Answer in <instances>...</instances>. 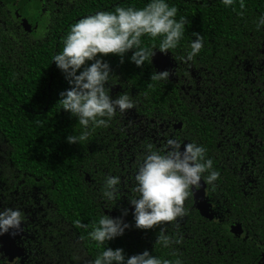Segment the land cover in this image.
Returning <instances> with one entry per match:
<instances>
[{
	"label": "trees",
	"instance_id": "trees-1",
	"mask_svg": "<svg viewBox=\"0 0 264 264\" xmlns=\"http://www.w3.org/2000/svg\"><path fill=\"white\" fill-rule=\"evenodd\" d=\"M166 2L177 7L176 18L185 16L186 23L177 47L164 54L172 60L171 69L176 64L184 78L194 72L197 98L192 99L173 79L150 80V74L158 72L154 55L137 67L128 59L131 50L122 63L115 54H97L109 65L111 76L105 84L109 95L115 98L126 92L134 106L116 112L107 127L92 130L86 141L70 144L66 136L78 134L81 126L60 109L58 94L70 85L51 62L52 55L62 49L69 26L79 18L117 6L141 8L147 0H43V4L34 0L32 7L24 0H0V209L18 208L25 224H30L26 246L32 264H90L105 246L121 248L126 256L147 249L150 255L170 261L179 258L182 264H258L264 253V25L256 26L264 0H243V9L239 0L227 8L220 0ZM20 6L22 16L27 10L34 18L41 14L37 32L27 35L25 26L26 30L16 27L11 7L18 10ZM193 32L202 36L203 46L188 61L184 57L189 42L195 40ZM141 40L145 46L152 45L148 38ZM242 104L246 105L245 120L258 125L262 137L251 147L241 140L242 150L235 151L232 142L236 139L219 134V127H225L222 114L223 121L236 123ZM162 119L182 120L185 127L180 133L206 148V158L212 160L219 177L214 186L202 182L207 201L219 199L216 211L214 207L211 212L212 217L218 213V222L201 216L190 195L184 202L183 218L150 229L134 227L128 199L135 195L131 189L139 161L134 159L132 168L126 163L127 145L133 137L124 134L128 128H138L139 120L152 128ZM239 126L236 123L230 129ZM226 155L234 162L235 157L243 161L242 166L234 168ZM249 162L260 163L262 172L250 182L257 185L252 195L246 190L243 197L240 172ZM106 175L120 177L113 200L101 196ZM123 209L128 210L122 220L129 227L122 235L100 247L87 238L101 214L120 217ZM236 222L242 224L247 238L228 231L226 224ZM161 229L180 242L161 247L155 242ZM0 264H7L1 247Z\"/></svg>",
	"mask_w": 264,
	"mask_h": 264
},
{
	"label": "clouds",
	"instance_id": "clouds-1",
	"mask_svg": "<svg viewBox=\"0 0 264 264\" xmlns=\"http://www.w3.org/2000/svg\"><path fill=\"white\" fill-rule=\"evenodd\" d=\"M225 8L233 6L236 0H220ZM240 9L244 8L243 0H239ZM177 7L166 0H147L141 8L133 6L120 7L114 10H100L79 18L69 26L62 40V49L53 54L51 62L62 72L69 88L61 91L58 102L60 109L75 117L81 129L76 135H67L70 144L86 141L90 132L96 128L107 127L116 112L123 113L134 106L133 100L126 92L115 96L109 95L105 84L110 79L107 61L100 57L115 54L123 62L124 55L137 67L145 61H151L154 49L161 53L175 49L184 31L186 17L176 18ZM242 15V12L240 13ZM264 25V12L256 19V26ZM195 40L189 42L185 59L191 61L203 46V38L193 32ZM152 41L145 46L141 37ZM158 38V43L156 40ZM100 54V57L97 56ZM90 62V63H89ZM168 70L152 72L149 79L163 81L168 79ZM206 148L195 142L183 144L175 138H167L160 149L151 143L144 145V151L138 157L134 174V186L131 191L135 195L128 199L132 206L134 227L150 229L162 222H173L186 215L185 200L200 187V181L213 185L219 172L213 169V162L206 158ZM205 173H207L205 175ZM120 177L106 175L103 178L101 196L113 200L118 191ZM214 186V185H213ZM123 209L120 217L101 214L91 224L86 236L95 242L97 247L122 235L129 227L122 216L127 214ZM23 212L18 208L4 207L0 209V234L9 229L19 230L24 221ZM81 226L79 220L74 221ZM88 227L87 225H83ZM155 242L161 247H168L178 238L170 237L161 229ZM90 264H182L175 260L162 259L150 255L145 249L141 253L126 256L121 248L103 247L91 260Z\"/></svg>",
	"mask_w": 264,
	"mask_h": 264
},
{
	"label": "flooded vegetation",
	"instance_id": "flooded-vegetation-1",
	"mask_svg": "<svg viewBox=\"0 0 264 264\" xmlns=\"http://www.w3.org/2000/svg\"><path fill=\"white\" fill-rule=\"evenodd\" d=\"M24 1H26L27 4L30 5V7L33 6L34 0H24ZM35 1L39 2L40 4H43V0H35ZM5 5L7 6V3ZM20 8H21V6L19 7L18 10H16V9L11 7V10H12L11 12L13 15H15V18H16V22H15L16 27L23 30L24 29L23 28L24 27V25H23L24 21L26 20L27 22H29L30 20H32L33 26L30 29L26 28L27 30L26 29H24V30H26L28 32L27 35H30L33 32H37L38 27H39L37 20L38 21L41 20V17H42L41 14L38 13L36 15L37 19L36 18L32 19L31 16H33L32 15L33 13L30 10H27L22 16V14L20 13V10H21ZM45 15H46V13H45ZM259 65L261 66L260 61H259ZM176 67H177V65L175 64V67L173 69H171V67L169 68L168 79H173L177 84L181 83L179 86V88L181 90H185L186 94H189L192 99H194V97L197 98V96L195 95V93L197 91H194V82H195L194 72H189V77H188V79H186V78H184V74L179 73V71L176 69ZM195 77L198 78V76H196V75H195ZM180 79H182V81ZM257 91H258V94H260V90L258 89ZM211 106H213V105H211ZM245 108H246V105L243 106V104H242L241 116H239V119L236 121V123H238L240 126H239V128H235L234 130H232L230 128L236 126V123L233 120L223 121L224 120V118H223L224 114L221 115V119H222L221 123H223L225 127H223V126L219 127V134L225 135V137H228L229 140L232 138L236 139V142L235 141L232 142L234 147H235V151L240 150V149L242 150L241 145H240L241 140L248 141V143L250 144V147H251V146H256L258 138L260 139L262 137L261 136V128L258 125H254V123H252L251 121L245 120V117L243 116L244 112L246 114ZM136 123L139 124L138 128H132V129L128 128V130L125 131L127 133L124 134V135L128 136V138L133 137V138H131L132 143H129L127 145L126 154H125L126 158L129 156V159L126 163L131 168H132V161L134 159L138 158L141 153H143L145 144L151 143L154 148L160 149L164 145L167 138H175V139H178L181 141V150H182L183 144L189 142L186 134L180 133V132H182V130L185 127V123L182 120L175 121V120L162 119L161 122H158V123L154 122L152 128H149L145 121L139 120ZM230 124H232V126L229 127ZM226 128H228V130L225 132ZM136 133H138L139 135H142V136L136 137V135H137ZM124 140H126V138ZM140 140H141V142H140ZM224 151H226V148H224L223 152ZM225 159L231 161L230 164H232L234 168L241 167L243 164V161H237L238 160L237 157H235V162L229 155H226ZM251 159H252V156H251ZM261 172H262V170L260 167V163L257 164V162L246 163L241 168L240 176H241L243 182L240 179L242 184L239 187H240V192L243 194V197L247 195L246 190H249L250 195H252V190L257 185H255V184L252 185L250 182H255L256 180H258ZM237 178H239V176ZM197 189H195V190H197ZM191 198H192V205L194 208V204H195L194 191L191 194ZM208 200L210 202L207 201V203H209L211 205L208 217L211 218L212 217L211 212L213 211L214 207H215L214 210L216 211V206H217L216 203L219 201V199L215 200V203L212 202L210 198ZM212 200H213V198H212ZM224 205L227 206V205H229V203L227 201H224ZM199 213H200V211H199ZM32 215H33V217H29L30 222L33 221L32 218H34L35 214L32 213ZM214 215L215 216H213L211 218V220L213 219L214 221L218 222L220 216L218 215L217 212H215ZM22 223L24 224V235H23V237H21L18 240L17 244H18V246H20L21 248L24 249V252L16 260H14L13 263H15V264H17V263L18 264H32L33 259L30 256H28L27 246H26V243L29 242V238H30L29 235L31 234L32 231H31V229H29L30 224H25L24 221H22ZM237 226H239V231H237V233H235L233 231V228L237 227ZM226 227L228 228V231L232 235L240 237V238H247V236H246L247 234H246L244 228L242 227L241 223L236 222L234 224H228V225L226 224ZM262 250L264 251V248H262ZM5 258L7 260V264H13V263L8 262L7 257H5ZM258 264H264V253L261 254V257H260V260L258 261Z\"/></svg>",
	"mask_w": 264,
	"mask_h": 264
},
{
	"label": "water",
	"instance_id": "water-1",
	"mask_svg": "<svg viewBox=\"0 0 264 264\" xmlns=\"http://www.w3.org/2000/svg\"><path fill=\"white\" fill-rule=\"evenodd\" d=\"M23 25L26 27L27 22H24ZM152 62L156 70L163 71L169 70L172 66V60L170 57L164 53L157 52L152 58ZM207 191L205 185L200 181V187L197 190H194V200L197 209L200 211L202 216H208L210 211V205L207 203ZM233 231L237 233L239 231V226L234 227ZM24 235V224L21 222L20 229L14 230L9 229L8 232L0 234V247L5 257H7L9 263H13L20 255L23 254L24 249L18 246V240Z\"/></svg>",
	"mask_w": 264,
	"mask_h": 264
},
{
	"label": "rangeland",
	"instance_id": "rangeland-1",
	"mask_svg": "<svg viewBox=\"0 0 264 264\" xmlns=\"http://www.w3.org/2000/svg\"><path fill=\"white\" fill-rule=\"evenodd\" d=\"M31 17H32V19H34L33 16H31ZM29 22L32 23V20H30ZM29 22H28V23H29ZM30 23H29V24H30ZM26 28L30 29V27H29L28 25L26 26Z\"/></svg>",
	"mask_w": 264,
	"mask_h": 264
}]
</instances>
